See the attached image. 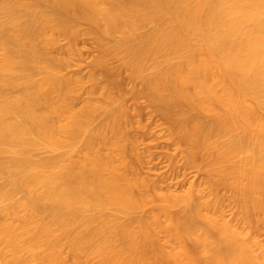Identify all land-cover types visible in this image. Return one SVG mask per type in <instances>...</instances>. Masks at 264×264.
I'll list each match as a JSON object with an SVG mask.
<instances>
[{"label": "bare ground", "instance_id": "obj_1", "mask_svg": "<svg viewBox=\"0 0 264 264\" xmlns=\"http://www.w3.org/2000/svg\"><path fill=\"white\" fill-rule=\"evenodd\" d=\"M80 19L94 25L98 39L137 34L142 25L152 24L149 32L119 44L126 55L124 64L144 82V89L135 95L158 103L159 113L174 121L173 144L186 148L183 166L199 167L198 156L206 155L207 164L200 169L211 190L221 182L234 192L244 212L242 224L248 230L259 223L264 227V0H0V152L26 155L29 145L38 146L42 140H50L59 150L70 139L75 142L87 134L84 148L78 151L82 156L73 155L67 165L61 155L42 161H32L28 154V158L0 159L13 175L0 190V200L10 201L0 210V258L6 253L5 262L23 264L26 256L18 254L23 243L31 248L28 258L35 256L40 264H65L59 251L62 239L70 236L68 228L78 222L81 212L96 209L102 214L114 206L128 213L140 209L160 187L158 181L141 176L136 162L127 157L128 129L136 115L129 114L120 97L104 89L105 103L89 100L83 108L73 109L74 80L61 75V60L49 52L60 35L73 33L71 28ZM149 62L153 71L145 75ZM9 88L18 91L10 94ZM98 109L107 119L99 128L90 127ZM189 112L204 119L198 115L187 119ZM63 117L67 121L61 124ZM229 134V141L220 140ZM18 193L21 198H15ZM160 197L159 211L120 222L122 228L109 238L106 232L97 248L104 252L117 242L121 246L112 264L149 261L152 249L149 253L143 245L154 235L153 223L182 246L170 259L162 255L165 261L158 254L163 264L195 263L203 253L208 255L206 264H255L243 230L216 215L217 201L192 203L189 194ZM182 201L187 202L184 214H170L169 208ZM161 212L169 215V226L163 224ZM133 221L139 223L138 231ZM99 225L92 234H97ZM82 226L78 229L83 232ZM79 231L67 243L75 258L91 235ZM110 260L106 261L110 264Z\"/></svg>", "mask_w": 264, "mask_h": 264}, {"label": "rangeland", "instance_id": "obj_2", "mask_svg": "<svg viewBox=\"0 0 264 264\" xmlns=\"http://www.w3.org/2000/svg\"><path fill=\"white\" fill-rule=\"evenodd\" d=\"M151 28H152V24L142 25L139 28L137 34H131L130 32L116 33L113 36H108V37L104 36L102 39H98L94 25L89 21L80 19V20H77L74 26L71 28L73 30V33L68 32L66 35L65 34L60 35L59 43L50 49V52H49L50 56L61 60L60 62L61 75L65 77H71L74 80L73 86H74L75 91L70 95L71 97L70 100L73 102L74 110H79L83 108L89 102V100H92L98 104L105 103L107 99L104 96L103 91L104 89H106L108 91L110 90L114 95H117L118 97H120L122 104L126 107L130 115H132L133 117L134 115H136L133 124H131V127L128 129L129 139L126 143L127 157H129L130 160L132 159L134 161L133 164H135L136 162L135 166L138 168L137 170H139V172L141 173L139 174L141 176H143L146 179L149 178V180L153 179L154 181H158V184L161 187V189L159 187V189H156V191L151 192L152 197L151 196L147 197L145 204L140 209L132 210L131 212L129 211L130 213L129 212L122 213L118 211L117 208L116 210L114 206H113L114 208L113 207L110 208L111 210L109 211H108L109 208L106 209L107 210L106 212L102 210V214L99 213L98 211H95L96 209L95 210L92 209L91 211L86 210L87 212L85 213L83 212L84 214L81 212L80 216L78 217L79 219L78 222H76V224H72V226L68 228L69 229L68 233L70 235L69 237L67 236L68 239L65 240L67 237L62 239L63 243L60 248L61 250L59 249V251H61L60 258L62 261L65 260V262L63 261L65 264H103V263L107 264L108 261L106 260H110V258H111L110 261L114 260L112 259V256L116 255V252H118L121 249V246L119 242L113 245V248L109 250L110 252H112L111 254L113 255H111L109 251L103 252V250H100L99 248H97V246L101 244V241H103L102 240L104 239L103 237L107 235L106 232H108V237L106 236L105 238H109L113 234L118 232L117 230L115 232V229L119 230L120 227L122 228V225L120 222L126 223L127 220L132 221L134 217H136V219L138 220L140 218L145 217L144 215L151 216L152 211H159L158 207H160L163 204L160 194L161 195L168 194L172 196L173 195L184 196V195L189 194L193 196L194 198L192 200V203L199 200L205 205L207 203H214V200L215 202L217 201L220 207L218 209L219 211L216 212V215H223L224 219L228 221L231 225H233L234 228L237 227L239 230L241 231L243 230L244 240L247 242L248 247L252 255L254 256L255 264H264V229H263L264 227L262 226L263 224L261 223L260 225L259 223L258 227H255V229L248 230L246 228L247 226L245 224H242L244 220L243 218L244 215L242 214L244 212L242 208L236 203V200L234 198L235 197L234 192L231 189L225 187V185L223 186L221 182H220L221 186H220V183L217 182L219 186H216V188L218 189L214 188V190L213 189L211 190L208 184L210 182L207 179L208 178L207 175L204 174L205 173L204 170L200 169L207 164L206 155L199 154L200 155L198 156V161L200 160L199 167L193 166V168L192 167L185 168L183 166L185 163V158L183 154H185L186 148H184V146L181 147L182 145L181 146L177 145L178 146L177 147L176 144H173L174 137L176 135H174L175 131L174 132L171 131V128H172V125L174 126L175 124L174 121L168 120L165 116L159 113V111L157 110L158 103L154 102L151 99H148V97H140V96L135 95V92L140 91L141 89H144L145 87L144 82L141 79L136 78L132 74L131 68L127 67L124 64V62L126 61V55L120 52L119 44L121 41L129 39L130 37H134L138 34L139 35L145 34L149 32ZM0 54H1V51H0ZM146 68L147 69L144 71L143 74L149 75L150 72L153 71L152 62H149ZM0 86H2L1 82H0ZM17 91L18 89H14V88H9L7 90V92H9L10 94L16 93ZM113 106H117V105L113 104ZM103 114H104V110L98 109L95 113V116H97L98 119L96 118L95 119L96 121L95 122L93 121L92 122L93 124L90 127L95 128L96 127L95 125H97L98 128L101 127V125L104 123V120L106 121L107 119L105 116L106 113L105 115ZM192 115H198L200 120L204 119L201 114H197L194 112L187 113L185 117L187 119H190ZM63 118L64 119L60 121L61 124L67 121L66 120L67 117L66 118L63 117ZM86 135L87 134L82 135L81 138L76 139L75 142H70L72 141L70 139V141H67V143L63 145L62 147H60L59 150H56L53 148V146L50 143V140L49 141L42 140L40 141V145L38 146L29 145L30 150L29 149L27 150L29 151V153L26 152V155H23V154L22 156L21 154L13 155L12 153H9V155H7V153H4L6 154L4 155L3 153L0 152L2 156L0 157V159L3 162H5L6 157L9 158V156L11 155L22 157V158L24 157L28 158L29 155H31L29 159L33 158L32 161H42V159L48 160V158L52 157L53 155L54 156L61 155V158L63 159L62 161L64 162L65 160L64 163L65 165H67L70 162L69 160H71L72 157L74 156L78 157V155L82 156V154L79 153L78 151L80 147L81 149L84 148V145H85L84 140L86 138ZM229 136L230 138H232L231 137L232 134H229V135H226L225 138L222 137V139L220 140L222 142H227V139L229 141ZM35 138L39 140V138L37 137ZM133 140H136L134 142L135 146L132 144ZM27 154H28V157H27ZM137 154L140 155L141 157H138ZM137 157L140 158L141 160L140 159L138 160ZM2 161H0V168H1L0 171L3 169L4 170L3 172L0 173V186H2L0 187V190L6 187L7 184H10V182L13 179L12 178L13 175H11L12 170L9 168L10 169L9 171L7 167H2L1 166L3 163ZM63 162L61 164L62 167L65 166V165L63 166L64 164ZM5 170H7L6 173H5ZM46 170H48V168ZM2 176L4 178H2ZM5 178L6 179L12 178V179L10 180L7 179L6 181ZM205 178L207 180H204ZM163 179L164 180L166 179L167 183L162 182ZM20 196L21 194L18 193L15 198H21L22 196L21 197ZM21 200L25 201L24 198ZM186 203L187 202L182 201L180 203H176L175 205H173V207L169 208L170 214L172 215L174 214L176 216H182L184 214ZM9 205H10V201L0 200V210H3ZM202 207L200 209L204 210ZM103 212L107 214L108 218L105 214H103ZM240 212H241V215H240ZM20 214L25 215L26 212H21ZM82 214L85 216L83 217ZM92 214L94 215L91 216ZM160 215H161L160 217H162L161 220L163 224L165 226H169V223H170L169 215H163L162 212L160 213ZM240 216H243L241 217L243 220L240 218ZM102 217L104 221L108 220L109 222L108 221L104 222L102 220ZM129 217L131 219H129ZM110 218H112L113 221ZM13 221L16 224L20 223V221L16 220L15 218L13 219ZM107 222L109 223L108 226L105 225V223L107 224ZM111 222H112V227L114 228L111 227L110 225ZM133 222L135 223V221ZM87 223L89 224V226L87 225ZM98 223L99 224L101 223V226ZM114 223L115 224L118 223V225L115 226ZM81 224L83 225L82 227L84 228L83 232L81 231L82 228L78 229L79 225ZM93 225L95 227H93ZM96 225L100 226L99 227L100 230L97 231V234L96 233L92 234L96 232V230L98 229V226L96 227ZM133 227L132 228L134 229V231H138L137 229H139L140 227L139 223L133 224ZM94 228L95 229L97 228V229L95 230ZM107 228H108V231H107ZM113 229H114V233H113ZM154 229L156 231L155 232L156 235L154 233ZM79 230L81 231L82 234H84L85 237L88 236L89 234L91 235L85 238L84 240L85 245L84 244L83 245L86 251L84 247L82 246L79 252L80 253L79 257L77 256L76 257L77 259H76L75 257H73L74 255L72 254V250L69 248L71 246H69V244L67 245V243H69V240L72 241V238L74 237L75 232ZM152 230H153L154 235L148 241L149 242L148 245L144 244L143 247L145 248L142 247L145 250L147 248L148 250L146 251H148L149 253H150V249H152L150 256L148 257L149 261H147L145 264H160V262L161 264H163L165 261L163 256H165V254L166 256L168 255L169 257L170 255L178 254L179 252L182 251L181 243L176 240L173 241L168 236L167 232L163 230V228L153 223ZM109 231L111 232L109 233ZM95 235H97L96 236L97 238L95 237ZM99 235H102L100 237L101 240L99 238ZM92 236H94L92 238L94 241L91 242ZM155 236L157 237L156 239H155ZM95 242L98 244L96 245ZM191 244L192 242L187 243V245H191ZM159 245H161V247ZM21 247L22 249H27V250L22 252ZM21 247H20L18 254L20 255L21 253L22 257H24V255L26 256L24 257L23 264H27L29 262H31V264L42 263V261L41 260L39 261V258L35 256H33L34 260L32 258H28L30 257L29 249L31 250L29 246L28 248L27 245L25 244V247H24V244L22 243ZM40 247L38 248V250L40 249ZM42 247H44L46 250L45 246L42 245ZM155 247H159V248H155ZM82 249H84V252H81L83 251ZM154 249L158 253L155 254ZM40 250L41 252H43L44 249L41 248ZM27 251L29 252L28 255H27ZM100 253H102L101 256H100ZM108 253L110 254L109 257L111 256L110 258H108ZM31 254H32V251H31ZM158 254L161 255V259H163L164 261L160 260V256ZM5 256H6V253L4 254L2 258L4 259ZM7 257H8V254H7ZM102 257L103 258L105 257L106 259H103ZM201 257H202L201 260H199L198 262L192 263L190 261H185L182 264H206L204 259L207 258L208 255L206 253H203ZM2 258H0V264H7V262L9 264V262L11 261V259L9 258L10 260L7 259L6 260L7 262H5V260H3ZM35 258H37L38 261L35 260ZM156 258H159L157 259L159 260L158 263H157ZM28 259H32V260L31 261L29 260L27 263H25L26 260ZM112 263L113 261L110 264ZM44 264H50V263H44Z\"/></svg>", "mask_w": 264, "mask_h": 264}]
</instances>
